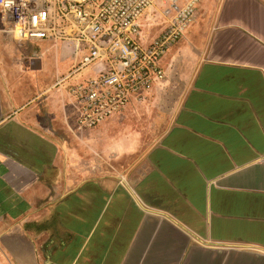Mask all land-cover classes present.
<instances>
[{
	"label": "crops",
	"instance_id": "0c3cea01",
	"mask_svg": "<svg viewBox=\"0 0 264 264\" xmlns=\"http://www.w3.org/2000/svg\"><path fill=\"white\" fill-rule=\"evenodd\" d=\"M75 62L0 13V264H264V0H200L152 97L89 129Z\"/></svg>",
	"mask_w": 264,
	"mask_h": 264
},
{
	"label": "built area",
	"instance_id": "2783aa9c",
	"mask_svg": "<svg viewBox=\"0 0 264 264\" xmlns=\"http://www.w3.org/2000/svg\"><path fill=\"white\" fill-rule=\"evenodd\" d=\"M200 0H162L166 24L146 43L141 20L153 0H0L18 40L60 41L76 62L61 80L91 67L68 86L79 128L94 127L131 102H144L165 79L162 58L195 18Z\"/></svg>",
	"mask_w": 264,
	"mask_h": 264
},
{
	"label": "rangeland",
	"instance_id": "374dc122",
	"mask_svg": "<svg viewBox=\"0 0 264 264\" xmlns=\"http://www.w3.org/2000/svg\"><path fill=\"white\" fill-rule=\"evenodd\" d=\"M160 2L162 1V0H159ZM152 6H153V8L154 9H159L160 10V8L161 7H159V4H158V2H157V0H153V4H152ZM159 7V8H158ZM152 9V8H151ZM151 11H153V10H151ZM156 14V13H155ZM152 15H154V14H152ZM151 16V15H150ZM153 16H152V20H153ZM148 20H150V17L148 18ZM156 29L157 28H155L154 30H152L153 32H155L156 31ZM150 96L152 97V95H149V98L148 99H150ZM155 98V97H154ZM158 98H160V97H156V100L158 99ZM152 101V100H151ZM150 101V102H151ZM147 102H149V101H147Z\"/></svg>",
	"mask_w": 264,
	"mask_h": 264
},
{
	"label": "flooded vegetation",
	"instance_id": "af4514ba",
	"mask_svg": "<svg viewBox=\"0 0 264 264\" xmlns=\"http://www.w3.org/2000/svg\"><path fill=\"white\" fill-rule=\"evenodd\" d=\"M150 104H152V107H156V105L158 104V102H157V100H156V98H154L151 102H150ZM159 105V104H158Z\"/></svg>",
	"mask_w": 264,
	"mask_h": 264
}]
</instances>
